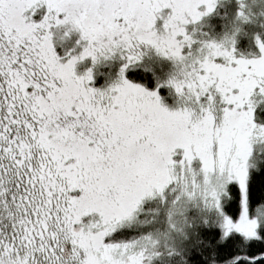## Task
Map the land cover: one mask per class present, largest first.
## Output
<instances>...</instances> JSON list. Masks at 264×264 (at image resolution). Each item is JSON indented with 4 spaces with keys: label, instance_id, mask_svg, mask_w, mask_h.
I'll return each instance as SVG.
<instances>
[{
    "label": "snow or ice",
    "instance_id": "6c2138e0",
    "mask_svg": "<svg viewBox=\"0 0 264 264\" xmlns=\"http://www.w3.org/2000/svg\"><path fill=\"white\" fill-rule=\"evenodd\" d=\"M0 264H264V0H0Z\"/></svg>",
    "mask_w": 264,
    "mask_h": 264
}]
</instances>
